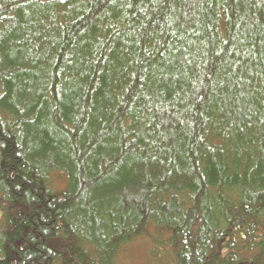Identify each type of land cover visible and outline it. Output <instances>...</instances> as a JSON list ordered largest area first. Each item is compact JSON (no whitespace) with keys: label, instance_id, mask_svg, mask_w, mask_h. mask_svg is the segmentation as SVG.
Segmentation results:
<instances>
[{"label":"trees","instance_id":"1","mask_svg":"<svg viewBox=\"0 0 264 264\" xmlns=\"http://www.w3.org/2000/svg\"><path fill=\"white\" fill-rule=\"evenodd\" d=\"M0 201V264H264V0H0Z\"/></svg>","mask_w":264,"mask_h":264},{"label":"rangeland","instance_id":"2","mask_svg":"<svg viewBox=\"0 0 264 264\" xmlns=\"http://www.w3.org/2000/svg\"><path fill=\"white\" fill-rule=\"evenodd\" d=\"M55 181L56 190H61L66 186V177L64 173H54L50 181ZM1 210V201H0ZM1 214V212H0ZM152 242L149 237H141L128 244L123 250V254L118 255L117 264H160V262L166 259L164 254H158V257L162 259L153 258L150 254Z\"/></svg>","mask_w":264,"mask_h":264}]
</instances>
